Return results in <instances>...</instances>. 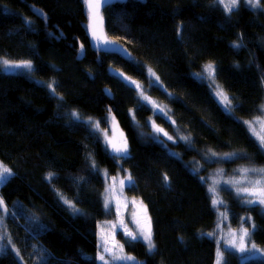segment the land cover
I'll list each match as a JSON object with an SVG mask.
<instances>
[{
  "label": "trees",
  "instance_id": "obj_1",
  "mask_svg": "<svg viewBox=\"0 0 264 264\" xmlns=\"http://www.w3.org/2000/svg\"><path fill=\"white\" fill-rule=\"evenodd\" d=\"M261 3L262 9L241 3L231 13L217 0L110 3L106 31L129 50L124 57L91 47L85 0H0V58L34 62L36 77L55 81L60 95L0 70V160L14 173L0 187L9 210L0 213V243L11 240L0 264H101L100 224L117 217L105 207L103 170L115 175L121 167L134 180L128 193L149 207L156 244L149 252L144 242L119 234L126 253L140 261L121 264H215L217 243L208 233L219 218L208 177L215 168L233 173L264 165V149L247 122L264 104ZM209 63L232 98L229 109L198 75ZM119 74L140 82L169 118ZM111 123L124 133L122 156L95 130ZM222 194L233 226L251 216L253 240L264 248V208L242 203L231 188ZM63 196L86 213L75 214ZM225 253L226 264H264Z\"/></svg>",
  "mask_w": 264,
  "mask_h": 264
},
{
  "label": "rangeland",
  "instance_id": "obj_2",
  "mask_svg": "<svg viewBox=\"0 0 264 264\" xmlns=\"http://www.w3.org/2000/svg\"><path fill=\"white\" fill-rule=\"evenodd\" d=\"M226 2V0H225ZM244 3V0H240V4ZM261 3V0H260ZM239 4V5H240ZM251 7V6H250ZM255 9H262V3L260 8ZM7 60L9 62L19 63L16 61H12L7 58H0V61ZM32 63V70L29 71L27 69L22 68H5V66L0 63V70L4 73H10V74H23L31 79L35 80L36 82L40 84H44L49 88V84H52L53 81H45L42 79H39L34 74L35 64ZM208 65V64H206ZM206 65L202 68L201 77L205 78L207 81H209L213 85L214 94L217 91L216 85H219L220 88L224 91V93L228 96L230 100V104H225L219 97L217 99L221 102V104L229 109L232 104V98L228 94V92L217 82L216 77L214 80L208 79L206 74H204V69ZM215 67V66H214ZM155 74V77H158L155 72L151 71ZM151 76V75H150ZM155 77L151 76L153 81H155ZM136 81V80H134ZM159 81V80H158ZM155 81V82H158ZM55 82V81H54ZM138 82V81H137ZM141 87L144 90V94L148 96L147 90L144 88V86L138 82ZM56 86V83H55ZM51 91V89L49 88ZM51 93L57 97H60L58 92ZM150 97V96H148ZM151 101H154L155 104L159 105L160 108L164 109V112L159 111L157 108L153 107L151 103L146 102L156 113H161L165 117L169 118L168 108L157 102L155 99L151 98ZM143 100V99H142ZM264 105V104H263ZM249 128L254 135V137L257 139V136L254 134L253 129H255V133H260L264 135V109H260V112L257 116L247 121ZM151 123L153 125H156L157 122L152 119ZM95 127L97 129H100L98 125L95 124ZM101 133V136L103 138L104 143L109 148L112 154H115L112 150V143H109V141L114 142L117 146H121L122 142L124 141V133L119 128L118 125L111 123V128L103 130H97ZM258 140V139H257ZM264 149V148H263ZM226 159L234 158L232 155H226ZM121 163V159H118ZM0 162H2L0 160ZM5 164V163H4ZM6 165V164H5ZM7 166V165H6ZM200 166H198L199 168ZM264 168V165L261 166H243L239 170H235V172H226L223 168H215L211 171V175L208 177V182L210 185V190L213 196V202L218 201V203H215V207L218 212V223L216 227L214 228L213 232L208 233V236L213 238L217 243V253L222 252L223 253V262L226 264V250L232 251L237 253L240 256V259L246 256H252L254 258H264V252H257V251H249L241 253L236 249H233L229 246V242L233 235H235L237 238L241 234V230L243 228H248L251 236L250 241L251 243H255L253 240V232L255 228H252L251 225H255V222L251 216H242V224L238 227L233 226L230 220V213L228 205L223 197L222 191L224 187L231 188L237 197L241 198V202L247 205H260L258 203H248L249 200H257L258 197H250L242 192H238L237 189L242 188H251L253 186V183L256 180H264V174L259 172H253L252 169H261ZM247 170V171H245ZM104 177L107 180V187L105 190V201L109 204V206L113 207L116 210L117 217L115 221L110 222H104L100 224V231H99V256L104 255L105 259L109 262V264H121L122 262H133V263H139L140 261L132 254L126 253V250L124 246L117 240L118 235L122 234L124 236L130 237L128 235L129 232L133 233L136 236V239H132L134 241L139 240L144 242L147 245V241L143 239V233L146 231V227L150 224L151 228V234H152V241L155 244L154 239V223L153 218L150 213L148 205L145 203V201L134 195H130L127 191V189L133 185L134 180L132 178L131 182L127 179V177L131 175L130 171L124 168H120L117 174L115 175H109L105 170H103ZM2 185H0L1 187ZM63 201L67 199L66 197H62ZM73 203V202H72ZM74 204V203H73ZM67 205V204H66ZM75 205V204H74ZM68 206V205H67ZM264 208V205H260ZM75 208L78 209V211H73L72 208H70L75 214H85L86 211L82 209L81 207H78L75 205ZM250 218V219H249ZM251 243L248 245V247H251ZM256 244V243H255ZM258 248L264 249L260 247L258 244H256ZM156 246V244H155ZM148 247V245H147ZM108 248L112 250V253H115L116 256H128L133 257L134 259H113L112 253L105 252L104 249ZM156 247L151 251L154 252ZM216 261H217V254H216ZM215 261V264H216ZM101 264H104V261L100 260Z\"/></svg>",
  "mask_w": 264,
  "mask_h": 264
},
{
  "label": "snow or ice",
  "instance_id": "obj_3",
  "mask_svg": "<svg viewBox=\"0 0 264 264\" xmlns=\"http://www.w3.org/2000/svg\"><path fill=\"white\" fill-rule=\"evenodd\" d=\"M90 13H91V17L93 20V30H92V36L93 38L99 43H103L105 45L107 44H111L112 41L108 40L105 37H102L101 35H99L96 31L95 28V24L96 22L99 20V9L101 8V6L107 2V0H85ZM217 3L222 4L224 9L231 13L234 10H237L240 4V0H217ZM244 3L251 6L252 8H260L261 7V3L260 0H244ZM241 45L239 43L235 44L234 47H240ZM81 49H83V45H81ZM0 63H2L5 68H22V69H27L29 71L32 70V63L31 61H21L19 63H14V62H9L7 60H3L0 61ZM149 73L151 76L155 77V74L151 72V69H149ZM204 74H206L208 79L214 80L215 78V67L213 64L209 63L208 65H206L205 69H204ZM121 76L122 79H124L129 85H131L135 90H137L138 95L141 97V99H143L144 101L151 103L153 105V107L157 108L159 111L164 112L163 108H160L159 105L155 104L154 101H151L150 97L146 96L144 94V90L141 87V85L137 82L132 80L130 77H124L123 74H119ZM201 75V74H198ZM159 77H155V81H158ZM154 81V82H155ZM49 88L51 89V91L53 93H56V86H55V82L53 81L52 84H49ZM217 91L215 92V95L217 97H219L223 102H225V104H230V100L228 98V96L224 93V91L220 88L219 85H216ZM262 109H264V105L261 106ZM156 131L158 133H162L165 136H168V133L165 132L163 129L157 127ZM254 134L257 136V139L259 141V145L261 148H264V135L260 134V133H255V129H253ZM168 139H172L171 136H168ZM187 139V138H184ZM109 143H112V147H113V151L122 156L123 154L127 153V146L126 143L121 145V146H117L114 142L109 141ZM230 155H234V154H230ZM93 167H95V165L93 164ZM247 171V170H245ZM251 171L253 172H259L264 174V168L261 169H252ZM14 175L13 171L11 168H9L8 166H6L3 162H0V185L5 184L10 177H12ZM53 174H49V176L47 177L49 180H51ZM127 179L129 180V182H131L132 177L129 175L127 177ZM165 180H167V177H165ZM238 192H242L244 194H246L247 196L250 197H258L257 200H249L248 203H258L260 205H264V180H256L253 183V186L251 188H242V189H237ZM64 203L67 204L70 208L73 209V211H78V209L75 208V205L68 200H64ZM218 203V201H214V204ZM105 207H108V203L105 204ZM9 210L7 207V204L5 203V201L0 198V213H3L4 215L8 214ZM250 219V218H249ZM3 222V215H0V223ZM252 228H255V225H251ZM129 236L132 237V239H136V236L129 232L128 233ZM250 236L251 233L249 231L248 228H243L241 230V234L239 235V237L237 238L235 235L232 236L230 242H229V246L233 249L238 250L241 253L244 252H249V251H257V252H264V249H260L257 247V245L255 243H251L250 241ZM143 239L147 241V245H148V250L149 252H151L156 246L152 241V234H151V228H150V224L146 227V231L143 233ZM5 240V236L4 234H0V242ZM251 243V247L249 248L248 245ZM9 245H11V240H8L7 243H0V255H3L5 253H7L9 251ZM13 252H15V254L17 256H19V252L18 250H16L14 248V246L11 249ZM105 252H109L112 253L111 249L105 248L104 249ZM101 261H104V264H109V262L105 259L104 255H100L98 257ZM112 258L113 259H134L133 257H128V256H116L115 253H112ZM216 264H224L223 262V253L219 252L217 253V261Z\"/></svg>",
  "mask_w": 264,
  "mask_h": 264
},
{
  "label": "water",
  "instance_id": "obj_4",
  "mask_svg": "<svg viewBox=\"0 0 264 264\" xmlns=\"http://www.w3.org/2000/svg\"><path fill=\"white\" fill-rule=\"evenodd\" d=\"M116 1H126V0H107L106 3H104L101 8L99 9V20L96 22L95 24V28H96V31L99 35H101L102 37H105L107 38L108 40L112 41L111 44H103V43H99L93 38L92 36V30H93V20H92V17H91V13H90V10L87 6V11H88V19H89V36H90V44H91V47L93 49H95L96 51H103V52H118L120 53L122 56L124 57H129L130 56V52L129 50L122 44L118 43V42H115L113 40H111L109 37H108V34H107V31H106V21H105V18L103 16V12L105 10V8L110 4V3H113V2H116ZM250 259V256H247L243 259V262H247L248 260Z\"/></svg>",
  "mask_w": 264,
  "mask_h": 264
}]
</instances>
